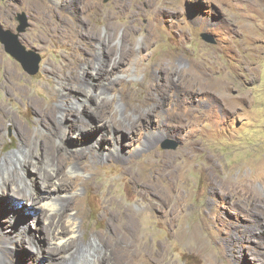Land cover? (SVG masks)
<instances>
[{
  "label": "rangeland",
  "instance_id": "374dc122",
  "mask_svg": "<svg viewBox=\"0 0 264 264\" xmlns=\"http://www.w3.org/2000/svg\"><path fill=\"white\" fill-rule=\"evenodd\" d=\"M21 11L29 26L19 37L40 54L39 71L0 42V104L32 135L31 96L63 102V130L95 128L87 138L68 127L54 141L67 178L70 154L85 152L69 192L84 208L83 239L96 232L110 264H132L135 248L133 264H264V0H0V24L16 32ZM11 71L24 95L2 91ZM8 128L0 156L19 142ZM165 138L180 143L163 149ZM13 170L42 193L30 162ZM1 190L0 264H57L46 208Z\"/></svg>",
  "mask_w": 264,
  "mask_h": 264
},
{
  "label": "bare ground",
  "instance_id": "6f19581e",
  "mask_svg": "<svg viewBox=\"0 0 264 264\" xmlns=\"http://www.w3.org/2000/svg\"><path fill=\"white\" fill-rule=\"evenodd\" d=\"M88 35L93 37V33H89ZM15 78L14 72L11 71L9 76H7L6 82L3 84L2 91L8 94L17 92L21 95L23 93V88L14 83ZM103 94L105 93H98L96 96L97 102H103L100 99V95ZM8 100L10 103H13L14 98L8 97ZM83 100H86V97L83 98ZM28 103H31L28 106L34 111L36 117L33 124L39 127V129H37V135L31 134V127H29L30 125L28 122L24 121L25 124H22L21 121L15 119L11 109L5 107L4 104H0V148L6 146L3 134L1 135V133L9 129L8 125L11 126L13 133L19 140L14 150L0 156V187L3 188V190H1L2 193L21 197L32 204L41 203V207L46 208L45 211L48 213V223L51 228L49 243L54 245L57 251L55 256L57 264H110L111 256L105 248V243L96 232H94L90 238L83 239L85 230L83 228V216L81 214L83 213L84 215V208L82 209L83 205L81 206L78 196L69 195L71 190L80 186L78 172L86 167L85 164L81 165L80 162L85 152L80 151L70 154V157H76V160L67 166V170L70 173H75L73 178H67L62 174V169L65 163H67L66 159L62 156L55 157L56 147L54 141L55 139L62 138L68 127L76 128V137L85 135L87 138L93 137L95 128H90L88 126L82 127L81 124L84 125V123L77 121L69 124L64 131L62 125L67 122L68 113L63 108V102H59L60 107H55L50 104L43 105L38 98L31 96L30 102ZM17 111V114L24 119L25 113L23 114L20 108H17ZM91 111L96 116V119L101 121V117L105 113L102 106H96ZM57 113L63 117L57 119ZM98 125H100V123L97 122V126ZM95 140L98 145H102L100 140L97 138ZM112 156L113 155L110 154L106 157L107 159H112ZM114 157L119 159L121 156L120 154H116ZM24 161L32 164V169L34 171L33 176L43 184V188L40 190L42 193L39 195H33L17 174L19 171L17 170L18 172L16 173L13 170L14 167L20 166ZM83 182H86V180H83L82 183ZM94 186L93 183L86 182V187L91 189ZM6 189H10V192L6 191ZM102 200L105 205L114 203L113 196L111 195L104 196ZM120 207L121 205L116 204L114 209ZM15 208L14 210L19 211V209ZM72 210H75V213H71ZM10 216L11 214L9 217ZM78 218H80V221H78ZM138 256L139 251L137 248L130 251V257L134 262L139 261ZM158 256V251L154 250V252L149 255V262L154 261ZM23 260L26 262L25 259ZM112 264H116V262Z\"/></svg>",
  "mask_w": 264,
  "mask_h": 264
},
{
  "label": "water",
  "instance_id": "95a60500",
  "mask_svg": "<svg viewBox=\"0 0 264 264\" xmlns=\"http://www.w3.org/2000/svg\"><path fill=\"white\" fill-rule=\"evenodd\" d=\"M15 20L17 22L16 32L9 28L5 29L0 24V42L4 45L5 51L19 61L27 73L36 74L39 71L41 56L34 50L28 49L19 37L20 33L25 32L29 26L27 14L24 11L18 12ZM200 36L207 43H216L215 37L209 32H202ZM179 143V139L165 138L160 146L163 149L175 150Z\"/></svg>",
  "mask_w": 264,
  "mask_h": 264
}]
</instances>
